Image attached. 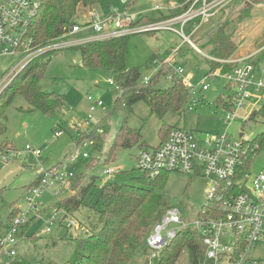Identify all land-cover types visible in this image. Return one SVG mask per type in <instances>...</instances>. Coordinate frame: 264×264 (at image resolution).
I'll list each match as a JSON object with an SVG mask.
<instances>
[{
    "label": "rangeland",
    "instance_id": "374dc122",
    "mask_svg": "<svg viewBox=\"0 0 264 264\" xmlns=\"http://www.w3.org/2000/svg\"><path fill=\"white\" fill-rule=\"evenodd\" d=\"M97 1L98 3L92 8H79L74 21L81 24L87 23L90 12L95 11L101 17L114 11L119 14L126 12L130 15L149 13L151 17H154L157 16V12H150L155 5L161 4L162 0H134L128 7L122 0ZM247 11L248 16L245 15ZM226 22L228 25L225 31L235 47V52L228 60L240 61L251 56L250 61L256 65L259 74L264 76V0H242L241 3L220 12L208 27L226 25ZM186 33L189 34L190 30H186ZM182 46L187 48L188 45L174 32H147L133 35L129 41L127 68L139 69L142 78L154 77V65L163 60V57L164 59L173 57ZM196 46L200 49L197 44ZM176 48L179 50L173 53ZM193 51L186 55V59L189 60L187 59L186 63L182 62L187 74L192 76L191 85L194 87V93L191 100L185 112L170 111L163 118L152 114L150 107L143 102L133 104L127 115L123 111L112 112L119 94L116 92V87L109 84V80L115 82V74L100 69L84 68L80 51L69 49L49 52L43 56L41 60L47 63V67L41 86L46 92L64 96V107L51 116H45L41 112L31 111L30 105L22 95L14 96L7 107V131L0 137V145L7 144L11 148L0 150V190L4 198V201H0V223L6 219L10 206L18 208L20 215L27 212V190L39 177L40 168L50 170L59 163L65 162L66 158L76 150L77 140L83 132L75 130L74 125L88 119L91 106L88 97L103 102V107L93 113V121L88 129V133H91L95 129L93 123L100 122L102 151H106L107 142L112 141L125 120L128 127L140 133L141 140L132 148L117 151L116 158L113 156V161L110 162L98 161L101 151L99 152L94 146L82 150L81 155L70 163L68 168L77 177L86 176L84 184L92 177L97 179L96 186L90 189L85 198V203L89 206L81 207L70 215L57 210L56 207L60 202L73 196V192L66 190L73 182L66 188L55 187L44 190L41 197L37 199L36 210L27 214V218L32 219L33 224L17 248L23 260L29 264L39 262L68 264L72 261L76 250V240L85 238L96 219L95 210L89 207L96 206L101 188L109 183L130 184L145 176V173L138 168L136 157L143 148L157 147L165 135L164 129L175 126L193 131L196 135L227 132L234 140L240 139V135L244 134L245 141H253L264 133V101L261 100L257 101L255 106L249 105L246 111L240 112L238 119L232 123L224 122L227 112L216 103V100L222 98L226 102L230 101L234 92L226 79L206 77L210 63L205 56L198 54L194 49ZM203 53L210 55L209 51ZM153 56H157V60L151 63ZM177 57L175 54V59L180 62L182 59ZM22 59L23 55L0 58V84ZM151 64H153L152 67H150ZM203 83L209 86L208 91H202ZM171 86L172 82L164 77L157 84V87L161 89ZM255 111L261 112L252 118ZM56 129L62 130L61 136L55 137ZM26 146H30L33 151H40L41 155L35 157L32 152L26 151ZM258 149H260L259 146ZM84 153L88 154L87 159L83 158ZM3 156L8 157L7 162L1 159ZM263 168L264 145L249 169L259 172ZM106 169L114 170V174L106 175ZM165 175L166 177L162 180V189L156 190V193L161 195L164 206L177 207L188 219L195 218L201 208L208 203L207 191L210 188V182L201 175L179 173ZM55 214L57 221L50 232H47V225ZM71 221H74L76 226L71 225ZM147 230L142 229L139 232L140 242L144 238L146 240L147 237L144 235ZM3 234L0 228V236ZM29 236L34 237L33 240L28 239ZM150 255L149 251L144 254L143 249H139L138 254H135L134 259L132 258V262L144 264V258H150ZM247 258L264 261V236L262 243L248 251ZM6 260V257L2 258L3 262ZM177 264H192L187 249L182 252Z\"/></svg>",
    "mask_w": 264,
    "mask_h": 264
},
{
    "label": "built area",
    "instance_id": "2783aa9c",
    "mask_svg": "<svg viewBox=\"0 0 264 264\" xmlns=\"http://www.w3.org/2000/svg\"><path fill=\"white\" fill-rule=\"evenodd\" d=\"M122 1L129 4L133 0ZM235 1L237 0H189L185 11H182L184 5L175 2L165 5L161 2L155 5L151 12L172 11L178 14L165 20L140 25H134L139 21L140 15H130L126 12L119 14L114 11L101 17L96 11L90 12L87 23L76 22L62 37L52 40L42 48H35L28 36V30L32 19L40 10L42 0H0V58L23 55L20 63L0 84V91L5 90L34 58L42 54L74 49L87 43L113 38L169 31L178 34L185 44L206 59L232 66L228 73L223 74L221 69H217L211 76L226 79L234 92L229 109H224L227 112L224 122L230 124L238 119V114L246 111L249 105L255 106L257 101H264V76L259 74L256 65L250 61L251 56L240 61H219L205 55L192 39L203 25ZM186 30H190V33L187 34ZM178 50L179 48H176L173 53ZM175 54L154 65L153 75L156 76L163 65H166L173 74L164 78L172 82L174 76L177 77L193 94L192 76L177 63ZM152 78L144 77L142 83L148 85ZM109 84L120 90L112 80H109ZM208 90L209 86L203 83L202 91ZM88 101L91 103L88 119L74 125L75 130L83 133H88L93 113L103 107L102 101H95L92 97H88ZM259 112L261 111L254 113ZM93 124L95 129L92 132L100 135V122ZM61 134L62 130H57L55 137ZM242 135L240 139L234 140L227 132L196 135L193 131L175 128L157 147L139 151L136 157L138 168L151 178L179 173L201 175L210 182L207 191L208 203L195 218L188 219L179 208L173 207L168 209L151 229L146 238V246L151 253L150 261L158 257L180 232L191 229L201 237L205 248V261L202 264H264L262 260L247 258L248 251L262 243L264 236V168L259 172L244 168L249 154L257 150L258 145L254 146L250 141L243 140L244 134ZM93 146L94 142L91 140L81 141L65 162L47 171L43 168L38 170L40 181L27 190V212L16 217L8 231L0 236V253L7 259L3 262L1 258L0 264H13L21 243L18 238L19 229L30 222L27 214L36 210L37 199L43 191L55 187L66 188L74 177L68 168L69 164L81 155L83 149ZM26 151L32 152L35 157L41 155L40 151H33L30 146H26ZM82 156L84 159L88 158L87 153ZM1 159L8 161L7 156ZM105 174H114V170L106 169ZM56 221L55 214L47 225V232H50ZM71 225L76 226V223L71 221Z\"/></svg>",
    "mask_w": 264,
    "mask_h": 264
},
{
    "label": "trees",
    "instance_id": "16d2710c",
    "mask_svg": "<svg viewBox=\"0 0 264 264\" xmlns=\"http://www.w3.org/2000/svg\"><path fill=\"white\" fill-rule=\"evenodd\" d=\"M133 1L127 4V7ZM188 1L162 0L161 2L165 5L171 2L184 5L182 11H185L188 8ZM241 2L242 0H237L232 5H237ZM97 3V0H42L40 10L32 19L28 30L32 46L42 48L52 40L62 37L76 25L74 19L79 8H92ZM232 5L226 7L223 11L231 8ZM176 14L178 13H173L172 11H168L167 13L164 11L157 12V16L154 17H151L149 13L141 14L139 21L134 25L158 22L171 18ZM245 15L248 16L249 12L247 11ZM210 22L202 26L195 35L194 41L203 52L209 51V56L219 61L228 60L235 52V47L225 31L228 23L226 22V25L219 24L211 28V26L208 27ZM130 37L125 36L91 42L74 48L80 51L82 66L84 68L100 69L115 74L114 81L120 90H116L119 94H117L112 112L123 111L127 115L128 111L130 112L131 106L137 102H143L148 105L152 114L154 113L160 118H163L170 111L175 113L185 112L186 106L191 100L192 92L177 77L174 76L171 87L166 89L157 87L161 78L172 73L168 66L163 65L162 70L152 78L148 85L142 83V73L139 69L127 68ZM190 52L194 51L189 45L187 48L182 46L179 52L176 53V56L182 60L180 62L177 61V63L183 66L182 62L186 63L185 61L188 59H186V55ZM46 54L33 59L28 67L0 94V137L7 131L6 110L16 95H22L25 98L31 107V111L41 112L45 116H51L64 107V96L46 92L41 86L47 67V63H44L41 59ZM162 59L159 63L166 60L164 57ZM156 60L157 56H153L151 63L156 62ZM207 61L210 63V69L206 77H211L217 69H221L223 74L228 73L232 69L231 65H223L220 62H212L208 59ZM216 103L225 109H229L230 107V101L226 102L222 98H218ZM257 115L258 113H254L251 117L253 118ZM175 128L177 127L170 126L164 129L165 135L162 141ZM101 137L96 132L83 133L78 138L77 143L84 140L93 141L94 147L99 152L101 151V157L98 161L110 162L113 161L114 157L116 158L117 151L132 148L139 144L141 140L140 133L128 127L126 120L119 130H117L112 141L107 142L106 151H102ZM250 143L254 146L258 145L261 149L264 145V133L257 139L250 141ZM6 148L11 147L7 144L0 145V150H6ZM260 149L254 150L249 154L248 164L245 163L244 168L252 167ZM165 177L166 175L162 174L154 179L145 174V176L132 181L130 184L119 185L117 183H109L104 185L101 188L96 206L89 207L95 210L94 212L96 213L92 229L86 233L85 238L76 240L75 255L73 260L68 264H133L132 258L135 254H138L139 249H143L144 254H146L149 251L146 247V240L144 238L140 242L141 237L139 232L142 229H152L160 221L164 213L168 209L173 208L164 206L161 195L156 193V190L162 189V180ZM40 178L41 176L39 175L30 187L38 184ZM86 179V176L77 177L74 175L70 181L73 184L69 189L66 188V190L73 192V196L60 202L56 207L57 210H62L66 215H70L81 207L89 206L85 203V198L89 194L90 189L96 186L97 179L92 177L90 181L84 184ZM2 200L4 201V198L2 190H0V201ZM20 213L18 208L9 207L6 219L0 223L3 233L8 231L12 221ZM32 224L33 220L31 219L28 224L20 227L18 234L20 240L25 237ZM150 230H147L146 233L149 234ZM146 233L144 236L147 237L148 234ZM32 236L35 237V235ZM27 238L33 240L31 236ZM185 249L189 251L192 264L204 263L205 248L202 245L201 237L194 230L187 229L180 232L159 253L158 257L152 261L149 260V257L144 258V264H177ZM1 258L3 257L0 253ZM13 264L29 263L23 260L19 253H17Z\"/></svg>",
    "mask_w": 264,
    "mask_h": 264
},
{
    "label": "water",
    "instance_id": "95a60500",
    "mask_svg": "<svg viewBox=\"0 0 264 264\" xmlns=\"http://www.w3.org/2000/svg\"><path fill=\"white\" fill-rule=\"evenodd\" d=\"M243 135L241 134L240 137H242Z\"/></svg>",
    "mask_w": 264,
    "mask_h": 264
}]
</instances>
